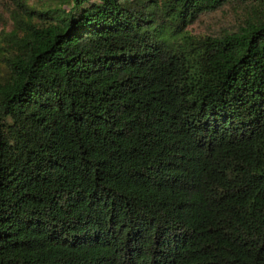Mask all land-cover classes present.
I'll use <instances>...</instances> for the list:
<instances>
[{"label": "trees", "instance_id": "trees-1", "mask_svg": "<svg viewBox=\"0 0 264 264\" xmlns=\"http://www.w3.org/2000/svg\"><path fill=\"white\" fill-rule=\"evenodd\" d=\"M0 264H264V0H0Z\"/></svg>", "mask_w": 264, "mask_h": 264}, {"label": "rangeland", "instance_id": "rangeland-1", "mask_svg": "<svg viewBox=\"0 0 264 264\" xmlns=\"http://www.w3.org/2000/svg\"><path fill=\"white\" fill-rule=\"evenodd\" d=\"M214 20L224 22V19H223V18H216V19H214ZM213 22H214V21H213ZM213 22H212V23H213ZM212 23H211L210 21H207L206 24L203 26V28L208 27V26L211 25Z\"/></svg>", "mask_w": 264, "mask_h": 264}]
</instances>
